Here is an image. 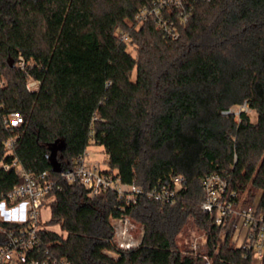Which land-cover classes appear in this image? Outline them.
<instances>
[{
	"label": "trees",
	"instance_id": "obj_1",
	"mask_svg": "<svg viewBox=\"0 0 264 264\" xmlns=\"http://www.w3.org/2000/svg\"><path fill=\"white\" fill-rule=\"evenodd\" d=\"M151 1L0 0V165L16 160L55 183L47 224L67 236H42L69 264H254L251 253L218 243L199 204L201 180L218 173L264 215V0L197 3L175 40L135 21ZM25 73L39 81L36 92L25 90ZM242 103L255 122L221 114ZM12 114L19 125L3 123ZM90 145L121 184L148 191L182 177L175 205L91 197L51 170L52 149L66 172ZM16 181L0 166V200ZM123 217L142 228L135 247L116 244L111 220ZM189 225L203 234L200 250L178 244Z\"/></svg>",
	"mask_w": 264,
	"mask_h": 264
},
{
	"label": "built area",
	"instance_id": "obj_2",
	"mask_svg": "<svg viewBox=\"0 0 264 264\" xmlns=\"http://www.w3.org/2000/svg\"><path fill=\"white\" fill-rule=\"evenodd\" d=\"M213 0H152L139 8L135 21L149 22L154 28L168 38L175 40L179 36V27L187 23L197 3H210ZM117 39L127 42L124 33L117 34ZM17 67L24 70V61L17 58ZM27 82L25 90L36 92L39 81L30 79L25 73ZM3 83H0L2 86ZM250 112L248 105L242 103L222 115H233L236 122L239 114ZM11 123L17 126L21 123L18 115L12 114L4 118L5 125ZM6 149L11 150L12 140L5 143ZM235 160V156H234ZM5 171L13 170L17 181L12 190L0 200V233L3 234V244L0 245V264H69L65 259L56 257L43 241L42 232H52L66 238L67 234L57 227L52 230L38 218L42 207L48 205L50 194L55 183L49 179L47 173L33 174L25 170L16 160L10 164H1ZM67 183H78L91 197L100 192H114L118 199L126 204L135 203L136 198L145 197L163 205L174 206L176 195L182 188L183 178L176 176L171 185H158L148 191H143L134 184L124 185L114 177V173L101 169L91 162L86 149L75 159L71 170L59 173ZM203 200L199 210L213 220L219 227L218 243H229L234 249H241L245 254L251 253L254 261H260L264 256V215L256 210L255 204H245L235 191L228 189L226 180L218 173H210L200 182ZM114 238L121 249L135 247L139 240L130 235L131 224L127 217L112 219ZM13 224L4 228L2 224ZM142 235V233H141ZM107 255L114 256L111 252ZM201 264H210L206 257H202Z\"/></svg>",
	"mask_w": 264,
	"mask_h": 264
},
{
	"label": "rangeland",
	"instance_id": "obj_3",
	"mask_svg": "<svg viewBox=\"0 0 264 264\" xmlns=\"http://www.w3.org/2000/svg\"><path fill=\"white\" fill-rule=\"evenodd\" d=\"M128 51L134 55V51L131 47L128 48ZM4 79L0 77V83H4ZM252 122L256 121V114L253 111L248 112L247 114ZM88 158L91 162L96 163L99 165V167L103 170L106 169L105 161H106V155L103 152V149L98 146L90 145L86 148ZM38 218H40L41 222L44 223L47 227L52 230H57L58 226H48V220H49V207L48 205L42 207V210L39 212ZM131 224L130 228V235L135 240H139L142 233V228L136 224L135 222L129 221ZM178 244L181 248H191L194 251L200 250V247L203 244V234L197 232V230L193 226H188L184 229V231L178 236ZM254 264H258L257 261L254 262Z\"/></svg>",
	"mask_w": 264,
	"mask_h": 264
},
{
	"label": "water",
	"instance_id": "obj_4",
	"mask_svg": "<svg viewBox=\"0 0 264 264\" xmlns=\"http://www.w3.org/2000/svg\"><path fill=\"white\" fill-rule=\"evenodd\" d=\"M49 162L51 166V170L55 173H61L62 168L60 167L59 163L55 158V149H52L49 155Z\"/></svg>",
	"mask_w": 264,
	"mask_h": 264
}]
</instances>
